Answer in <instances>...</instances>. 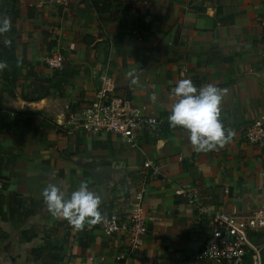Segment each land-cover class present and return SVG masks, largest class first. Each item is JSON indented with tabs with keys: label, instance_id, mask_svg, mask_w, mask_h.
Wrapping results in <instances>:
<instances>
[{
	"label": "crops",
	"instance_id": "obj_1",
	"mask_svg": "<svg viewBox=\"0 0 264 264\" xmlns=\"http://www.w3.org/2000/svg\"><path fill=\"white\" fill-rule=\"evenodd\" d=\"M114 1L98 13L91 0H0V16L18 14L12 36L0 34V41L13 39L14 56L11 74L0 69V264H43L32 255L43 248L45 256L62 257L59 264H223L195 259L211 221L187 194L227 213L264 210V144L232 134L223 147L196 152L167 119L171 88L186 70L197 89L224 90L226 134L264 120V36L257 23L264 0ZM5 48L0 43L10 70ZM53 52L79 66L66 83L44 62ZM102 73L115 78L117 94L134 110L159 121L135 145L69 121L96 102ZM104 167L112 169L102 194L93 172ZM81 183L99 196L104 219L74 230L49 213L42 192L55 184L67 198ZM141 191L150 219L143 245L133 250L127 234L109 236L100 226L112 213L126 217ZM16 200L24 201L19 209ZM252 234L264 264V232Z\"/></svg>",
	"mask_w": 264,
	"mask_h": 264
},
{
	"label": "built area",
	"instance_id": "obj_2",
	"mask_svg": "<svg viewBox=\"0 0 264 264\" xmlns=\"http://www.w3.org/2000/svg\"><path fill=\"white\" fill-rule=\"evenodd\" d=\"M257 23L264 36V10L257 16ZM64 60L61 52H53L45 57L44 62L51 70H62ZM182 79L191 81L197 88L193 79L187 76L186 70L180 72L178 81ZM100 80L101 87L96 94V102L80 113L71 114L70 123L75 129L86 133H112L135 145L137 135L158 125V119L134 110L128 99L118 95L117 82L113 76L102 73ZM231 133L249 144H264V120H254L244 127L232 129ZM144 167L152 169L153 175L158 174V168L153 167L150 162L145 163ZM180 194L186 193L181 191ZM187 198L190 205L211 221L210 232L200 242L195 255L197 261L246 264L250 259V264H263L262 248L256 246L250 236L252 233L264 232V210L243 216L213 209L192 194H187ZM149 219L141 191L134 197L126 217L121 218L118 212L112 213L100 229L109 236L127 234L131 248L138 250L147 236Z\"/></svg>",
	"mask_w": 264,
	"mask_h": 264
},
{
	"label": "clouds",
	"instance_id": "obj_3",
	"mask_svg": "<svg viewBox=\"0 0 264 264\" xmlns=\"http://www.w3.org/2000/svg\"><path fill=\"white\" fill-rule=\"evenodd\" d=\"M10 30L7 17L0 18V34ZM8 45L10 41H0ZM5 67L0 63V69ZM130 83L137 84L132 75ZM224 90L206 85L197 89L187 79L178 81L172 89L171 96L174 103L168 115L171 128H182L187 134V140L196 152L216 150L231 139L232 133L227 132L221 122V104ZM43 200L49 213L68 221L74 230L83 228L85 222L97 224L104 217L99 210L100 198L88 187L81 183L66 198L65 193L55 184H48L42 192Z\"/></svg>",
	"mask_w": 264,
	"mask_h": 264
},
{
	"label": "trees",
	"instance_id": "obj_4",
	"mask_svg": "<svg viewBox=\"0 0 264 264\" xmlns=\"http://www.w3.org/2000/svg\"><path fill=\"white\" fill-rule=\"evenodd\" d=\"M91 2H92L93 8L98 13H104L106 11H109L113 6L118 5V3H116L114 0H91ZM3 17H7V18L9 17L10 18V30L8 32H6V34L8 36H10L13 33L14 26H15L17 18H18V14L14 11H7V12H5V15L0 16V18H3ZM232 22H233L232 20L226 21V23H228V24H230ZM1 38H2V36H1ZM12 41H13V39L10 40L9 44H11ZM5 46H6V48L4 49V52L7 53V55H8L7 61H8V63L12 64L10 66V70H8V68H6L5 63L2 61V57H3L2 55H0V61H1L0 63H3L5 65V67H3V70L6 72V74H9V73L11 74L12 68L14 67V65H13L14 56L12 54L13 47H12V45L11 46L9 45V47H8V45H5ZM53 71H54V76H60L61 82L66 83L68 81V79L72 78L73 76H76L79 73V66L73 65L70 62H67L66 60H64L62 70H53ZM41 96L42 95H38L37 98H40ZM0 154L2 155L1 149H0ZM0 158H1V156H0ZM23 204H24V201L16 200V208H18V209L21 208L23 206ZM30 204L33 205V204H35V202L30 201ZM30 213H32V211H30ZM254 236L256 237V235H253V234L250 236L251 241L253 243L255 242ZM33 237H36V235L34 234ZM45 250H46L45 248H43L41 250H33L32 255L35 256L37 259H43V264H59L62 261V257L58 256L57 254L49 253L47 256H45ZM246 264H250V259L248 260V262H246Z\"/></svg>",
	"mask_w": 264,
	"mask_h": 264
},
{
	"label": "water",
	"instance_id": "obj_5",
	"mask_svg": "<svg viewBox=\"0 0 264 264\" xmlns=\"http://www.w3.org/2000/svg\"><path fill=\"white\" fill-rule=\"evenodd\" d=\"M111 167H104L101 168V170H97L93 172V176L97 182V184L100 187V191L102 194H105L106 189H107V184L110 179V172H111ZM199 246L198 243L192 244L190 247L192 250H197V247Z\"/></svg>",
	"mask_w": 264,
	"mask_h": 264
}]
</instances>
